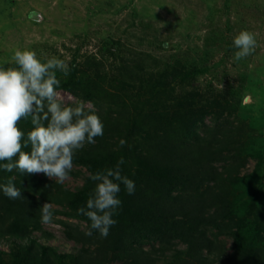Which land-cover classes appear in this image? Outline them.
I'll list each match as a JSON object with an SVG mask.
<instances>
[{
  "label": "trees",
  "instance_id": "1",
  "mask_svg": "<svg viewBox=\"0 0 264 264\" xmlns=\"http://www.w3.org/2000/svg\"><path fill=\"white\" fill-rule=\"evenodd\" d=\"M83 72L86 78V70ZM76 73L71 66L70 74L57 90L68 92L77 101H90L104 124V134L95 138V144H87L76 153L69 177H81L83 184L74 192L44 175L0 169V185L11 179L22 193L18 199H9L0 190V244L6 246L0 248V264H264V208L258 209L253 202L232 207L225 193L228 171L225 169L223 174L214 166L227 159L233 163L237 160L239 146L233 141L236 127L233 121L222 118L221 109L225 113L232 111L229 100L213 97L211 103L220 101L216 103L217 112H209L216 114L214 127L207 126L206 113L198 111L190 93L182 92L197 74L193 69L156 81L149 94L155 96L141 106L133 105L134 117L120 119L117 113L101 107L107 94L98 92L96 82L77 77ZM169 86L183 100L177 105L182 113L165 119V107L155 101L160 96L156 90ZM30 121L28 117L18 125L25 139L34 127ZM121 139L127 142L123 147ZM230 148L232 155L222 156ZM23 150L30 151V147ZM120 158L125 160L121 174L135 182V192L128 195L120 184L122 203L113 216L117 223L107 237L95 230L87 236L91 221L79 215L77 209L86 207L94 193L97 182L90 176L113 168ZM256 160V167H262V155ZM204 161L211 167L207 169ZM44 203L56 207L52 208V223L62 226L63 239L78 248L59 252L49 244L55 236L41 222ZM219 236L231 239L230 255L217 243ZM249 238H256L260 247L242 249V243ZM180 245L184 248L180 249Z\"/></svg>",
  "mask_w": 264,
  "mask_h": 264
},
{
  "label": "rangeland",
  "instance_id": "2",
  "mask_svg": "<svg viewBox=\"0 0 264 264\" xmlns=\"http://www.w3.org/2000/svg\"><path fill=\"white\" fill-rule=\"evenodd\" d=\"M241 30L255 34L257 47L236 61L233 38ZM17 49L35 50L41 61L64 59L77 77H84L86 70L84 79L107 94L101 107L120 119L134 117L133 105L155 96L149 94L156 81L195 69L196 76L182 92L190 93L194 106L206 113L207 126L214 127L216 114L209 112H217V102L229 100L232 105V114L221 110L222 118L236 127L237 160L214 165L230 176L225 192L229 203L236 208L253 202L264 208V0H0V67H17L12 59ZM57 77L61 83L66 78L59 72ZM169 89L156 90L160 96L155 101L165 107V119L182 113L177 108L183 101L179 92ZM57 91L65 105H76L68 92ZM213 97L220 100L211 103ZM223 155H232V148ZM259 155L263 164L257 168ZM241 162L244 166L235 168ZM82 184L81 177H70L61 185L74 192ZM44 229L54 234L49 244L59 252L76 246L63 239L62 226L50 223ZM255 240H246L242 249L260 247ZM216 241L231 254L230 238L219 236Z\"/></svg>",
  "mask_w": 264,
  "mask_h": 264
},
{
  "label": "clouds",
  "instance_id": "3",
  "mask_svg": "<svg viewBox=\"0 0 264 264\" xmlns=\"http://www.w3.org/2000/svg\"><path fill=\"white\" fill-rule=\"evenodd\" d=\"M236 61L251 55L257 47L255 34L241 30L233 38ZM17 67H0V169L5 172L18 170L21 174L44 175L63 184L70 179L76 153L87 144H95L96 137L103 136L104 124L96 114L94 105L77 101L76 106H67L57 91L61 81L57 72L67 77L71 68L64 59L51 56L41 61L35 50L17 49L12 57ZM31 117L34 126L27 133L18 127L22 119ZM46 122V125H45ZM127 142L119 141L121 147ZM30 151L23 149L29 148ZM120 158L113 168L98 171L90 176L96 181L94 193L86 207L77 209L79 215L91 221L85 235L93 230L107 237L109 229L117 221L113 216L121 206L120 184L126 193L135 192V182L122 175ZM0 190L9 199L21 197V191L11 182L0 185ZM41 222L52 223V205L41 207Z\"/></svg>",
  "mask_w": 264,
  "mask_h": 264
}]
</instances>
